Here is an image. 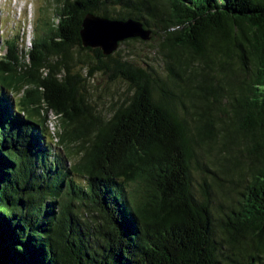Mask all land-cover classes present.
Returning <instances> with one entry per match:
<instances>
[{"label":"trees","instance_id":"1","mask_svg":"<svg viewBox=\"0 0 264 264\" xmlns=\"http://www.w3.org/2000/svg\"><path fill=\"white\" fill-rule=\"evenodd\" d=\"M56 2L28 60L15 39L0 55V264H264V0ZM89 12L159 34L165 78L84 47ZM98 73L129 86L109 116ZM213 143L234 163L219 219Z\"/></svg>","mask_w":264,"mask_h":264},{"label":"rangeland","instance_id":"2","mask_svg":"<svg viewBox=\"0 0 264 264\" xmlns=\"http://www.w3.org/2000/svg\"><path fill=\"white\" fill-rule=\"evenodd\" d=\"M57 3L56 0H0V55L5 54L8 50V42L6 41L15 39L19 59L26 60L27 58L28 60L25 50L33 46L35 37L44 36V33L48 29L46 25L50 26L52 22H58L56 15ZM131 39L121 41L113 54L117 53L118 57L130 60L135 65L146 70H150L152 67L156 73L155 75L164 79L165 61L159 34L156 35L151 32V37L147 40L141 38L138 40ZM53 59L56 60L55 57ZM46 71L47 69H44L43 73ZM89 81L93 102L97 103L98 109L102 111L104 116H109L111 111L110 106L113 102H116L118 98L122 100L129 93V86L125 81L121 79L110 81L108 76L102 73H98L94 78H90ZM13 96L17 99L20 93L13 92ZM50 115L53 116L51 118L53 120L51 126H59V130L61 131L60 119L52 113ZM188 118L192 123V117L188 115ZM221 146V143L219 145L213 143L209 149L208 146L205 149H198L200 160H205L207 163L205 164L210 170L206 171L205 174L207 175L208 190L219 198L215 204V212L218 219L220 218V214L223 215V211L229 208L227 202L229 200H227L226 196L229 185L226 180V168L229 166L233 167L234 164L231 162L233 153L229 152L231 144L228 145L227 151L220 149ZM221 152L222 154L220 155ZM223 154H226L228 159H222L221 156ZM219 162H222L223 165H220ZM200 172L194 161L192 163V176L197 189L200 188V184L203 182L204 175ZM88 213L85 212L83 218H88ZM218 223L219 221H217ZM219 236L222 237V233H219ZM232 258H235V256L232 255ZM235 262L228 259L225 261V264H235ZM240 264L244 263L240 262Z\"/></svg>","mask_w":264,"mask_h":264},{"label":"water","instance_id":"3","mask_svg":"<svg viewBox=\"0 0 264 264\" xmlns=\"http://www.w3.org/2000/svg\"><path fill=\"white\" fill-rule=\"evenodd\" d=\"M80 37L84 47L100 48L108 55L125 39H149L151 29L134 18L111 19L89 12L82 20Z\"/></svg>","mask_w":264,"mask_h":264},{"label":"built area","instance_id":"4","mask_svg":"<svg viewBox=\"0 0 264 264\" xmlns=\"http://www.w3.org/2000/svg\"><path fill=\"white\" fill-rule=\"evenodd\" d=\"M53 114V115H55V116H57L54 112H50V114ZM49 114V119H48V126H49V128H50V130H51V133L53 134V136L55 137V140H57L58 139V135H59V132H60V130H59V126H57V127H53V126H51V124L53 123L52 121V117L53 116H51ZM58 117V116H57Z\"/></svg>","mask_w":264,"mask_h":264}]
</instances>
